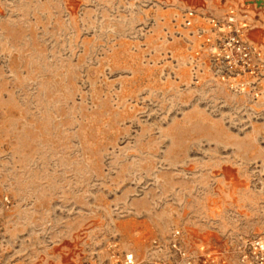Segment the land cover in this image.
I'll return each mask as SVG.
<instances>
[{
    "label": "rangeland",
    "instance_id": "1",
    "mask_svg": "<svg viewBox=\"0 0 264 264\" xmlns=\"http://www.w3.org/2000/svg\"><path fill=\"white\" fill-rule=\"evenodd\" d=\"M195 7L0 0L8 264H264V72L219 80Z\"/></svg>",
    "mask_w": 264,
    "mask_h": 264
},
{
    "label": "built area",
    "instance_id": "2",
    "mask_svg": "<svg viewBox=\"0 0 264 264\" xmlns=\"http://www.w3.org/2000/svg\"><path fill=\"white\" fill-rule=\"evenodd\" d=\"M183 26L193 29L192 35L201 43L200 50L209 57L222 82H239L246 77L258 79L263 75L264 48L248 40L245 11L230 7L224 15L213 16L187 9L183 14ZM134 263L132 254L121 261L116 253L112 255V264ZM0 264H8L1 253Z\"/></svg>",
    "mask_w": 264,
    "mask_h": 264
},
{
    "label": "crops",
    "instance_id": "3",
    "mask_svg": "<svg viewBox=\"0 0 264 264\" xmlns=\"http://www.w3.org/2000/svg\"><path fill=\"white\" fill-rule=\"evenodd\" d=\"M173 2L202 7L213 16L224 15L230 7L245 11L246 22L249 25L248 40L264 48V0H173Z\"/></svg>",
    "mask_w": 264,
    "mask_h": 264
}]
</instances>
